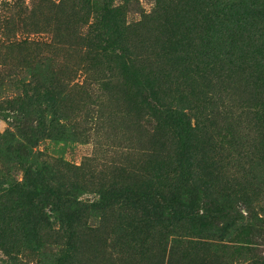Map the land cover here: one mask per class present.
Returning a JSON list of instances; mask_svg holds the SVG:
<instances>
[{
  "label": "rangeland",
  "instance_id": "obj_1",
  "mask_svg": "<svg viewBox=\"0 0 264 264\" xmlns=\"http://www.w3.org/2000/svg\"><path fill=\"white\" fill-rule=\"evenodd\" d=\"M0 264H264V0H0Z\"/></svg>",
  "mask_w": 264,
  "mask_h": 264
}]
</instances>
